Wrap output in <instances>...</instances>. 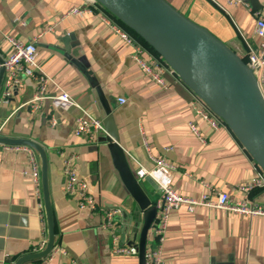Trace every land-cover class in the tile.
Listing matches in <instances>:
<instances>
[{
	"label": "crops",
	"instance_id": "1",
	"mask_svg": "<svg viewBox=\"0 0 264 264\" xmlns=\"http://www.w3.org/2000/svg\"><path fill=\"white\" fill-rule=\"evenodd\" d=\"M165 1L185 16L187 12L204 20L242 59L248 47L258 42L254 13L264 11V0H257L259 10H253L247 0ZM92 4V0H0V57L10 53L6 36L33 42L37 47L36 63L51 80L47 92L54 94L58 87L78 105L63 111L44 101L37 109L32 108L35 83L29 78H24L6 101H0V135L34 140L47 153L57 236L52 251L44 258L47 264L138 262L137 255L112 253L110 232L102 226L104 213L118 210L115 228L120 244L137 243V235L130 234L127 221L133 202L105 147L97 143L101 136L87 143L84 137L72 134L82 112L101 118L95 91L85 74L96 80L111 108L120 145L133 173L137 164L150 170L155 167L153 159H161L174 167L171 186L184 197L210 195L203 188L208 184L232 201L246 198L264 203L263 187H252L248 192L239 189L255 179L259 167L230 130H212L195 115V95L166 65L163 79L167 88L151 81L131 58L132 49L100 21L99 14L105 12ZM73 7H88L91 12L83 17L60 18ZM48 27L52 30L46 31ZM38 34L42 36L36 38ZM67 35L73 36L67 41L70 60L57 50L63 48L60 39ZM260 91L264 97V81ZM119 99L125 103L120 104ZM51 117L54 126L50 125ZM190 122L197 125L204 142L191 133ZM72 154L78 157L75 165L79 175L95 197L94 210H80L77 199L63 193L62 159ZM138 180L147 195L157 201L153 182ZM40 204L41 194L36 191L28 153L0 145V264H13L20 256L34 252L43 241L46 230ZM162 260V264H264V218L181 206L169 213Z\"/></svg>",
	"mask_w": 264,
	"mask_h": 264
},
{
	"label": "water",
	"instance_id": "2",
	"mask_svg": "<svg viewBox=\"0 0 264 264\" xmlns=\"http://www.w3.org/2000/svg\"><path fill=\"white\" fill-rule=\"evenodd\" d=\"M113 18L139 36L171 69L205 107L230 130L254 163L264 173V97L242 57L206 28L194 23L165 0H94ZM253 10L257 0H247ZM61 40L64 57L71 59L67 41ZM0 63L2 58L0 57ZM0 68V90L4 78ZM94 89L105 134L98 138L110 157L121 184L133 202L128 215L130 234L137 235V264H145L144 251L148 229L156 215V204L145 192L131 170L120 145L119 131L111 108L96 80L85 74ZM0 145L25 146L38 160L39 186L45 223L42 249L27 253L13 264L43 260L52 251L57 236L48 180V157L44 147L23 137L0 135Z\"/></svg>",
	"mask_w": 264,
	"mask_h": 264
},
{
	"label": "built area",
	"instance_id": "3",
	"mask_svg": "<svg viewBox=\"0 0 264 264\" xmlns=\"http://www.w3.org/2000/svg\"><path fill=\"white\" fill-rule=\"evenodd\" d=\"M236 1L238 3L242 2V0ZM92 2L97 4L94 0ZM90 12L91 9L88 7H73L60 18L64 19L73 15L83 17ZM254 15V33L258 42L254 47H248V52L243 57V60L246 66L252 71L260 87L264 81V11H256ZM99 19L125 45L132 49L131 58L137 63L142 72L161 88H167V84L163 79L165 63L158 57L152 55L106 13H100ZM47 30L51 31L52 29L48 27ZM41 36V34H38L36 38H40ZM4 40L9 44L10 53L0 63V68H3L5 72L3 88L0 92V101H6L11 96V91L20 87L24 78H29L35 83L34 97L31 101L32 108L37 109L44 101H49L55 109L63 111L78 107L74 99L58 87H55L56 92L54 94L47 92L48 84L51 80L40 71L36 63L37 47L33 42L23 43L11 36H6ZM118 102L123 104L125 100L119 99ZM192 108L195 115L204 121L212 130H219L226 127L196 97L193 100ZM55 124V119L51 117L50 125L54 126ZM188 128L195 137L201 140V142H204L195 123H188ZM103 133L104 128L101 118L91 116L86 112H82L76 118L75 127L72 132L75 137H84L87 143H92L99 134ZM3 147L11 151L22 150L28 153L32 176L36 183V191L39 193V166L33 151L25 146L3 145ZM77 158L76 155L72 154L64 156L62 159L61 167L64 179L62 190L64 194L74 196L77 199L80 210H94L96 209V200L90 192L89 184L79 175L75 165ZM131 159L137 164L134 158L131 157ZM153 162L155 165L154 168L146 170L137 164L138 167L134 172L137 179L151 180L159 195L158 201L156 202V215L146 236L144 251L145 264H162L163 242L168 216L172 210H176L181 206H185L188 210H193L196 207H208L225 210L238 215L264 218V203L249 201L246 198L232 201L226 193L212 189L208 184H203V188L206 191L209 190L210 195L201 193L198 199L181 197L171 187V172L174 170V167L161 159H153ZM252 187L264 188V173L262 170L259 169L255 179L250 184L240 187V190L248 192ZM39 208L41 211L40 217L44 222L42 204H40ZM118 215L119 211L115 209L108 210L104 213L102 226L110 232L111 250L118 255L136 256L137 250L134 246L121 245L119 242V236L116 234L115 228ZM44 244L45 238L34 249V252L42 249ZM41 264H47V261L43 259Z\"/></svg>",
	"mask_w": 264,
	"mask_h": 264
},
{
	"label": "rangeland",
	"instance_id": "4",
	"mask_svg": "<svg viewBox=\"0 0 264 264\" xmlns=\"http://www.w3.org/2000/svg\"><path fill=\"white\" fill-rule=\"evenodd\" d=\"M169 2H171V0H168ZM176 8V7H175ZM177 9H179V8H177ZM185 14V13H184ZM186 16L187 17H189L190 19H192L193 21H195L196 23H198V24H200L201 26H204L205 28H208V30L214 35V36H216L217 38H219L220 39V36L213 30V29H211V27L208 25V24H206L205 23V21L203 22L202 20H199L197 17H195V15H190L189 13H187L186 12ZM196 18V19H195ZM105 134V132L103 133V134H99L98 136H102V135H104ZM97 136V137H98ZM140 136H141V138H142V141H143V145H145V147H147V141L145 140V137H144V134H143V132L142 131H140ZM96 137V138H97ZM96 138H95V140H96ZM127 157V156H126ZM132 160V159H131ZM133 161V160H132ZM38 163V162H37ZM138 167V166H137ZM136 171V170H135ZM172 187V186H171ZM172 189L175 191V189L172 187ZM239 189H240V187H239ZM176 192V191H175ZM177 193V192H176ZM178 194V193H177ZM178 195H180V194H178ZM181 197H183V198H185L184 196H182V195H180ZM189 198V197H188ZM158 201V200H157ZM157 201H155V204H156V202ZM134 248H136V245H134ZM111 252L113 253V251L111 250ZM137 255V254H136ZM145 258V257H144Z\"/></svg>",
	"mask_w": 264,
	"mask_h": 264
},
{
	"label": "trees",
	"instance_id": "5",
	"mask_svg": "<svg viewBox=\"0 0 264 264\" xmlns=\"http://www.w3.org/2000/svg\"><path fill=\"white\" fill-rule=\"evenodd\" d=\"M107 15L110 16V14L103 8L101 7L99 4H97ZM119 26H121L128 34H130L137 42H139L143 47H145L152 55H154L155 57H158L160 59V57L154 52V50L148 46L139 36H137L134 32H132L130 29H128L126 26H124L122 23H120L119 21H117L115 18H113L112 16H110Z\"/></svg>",
	"mask_w": 264,
	"mask_h": 264
}]
</instances>
